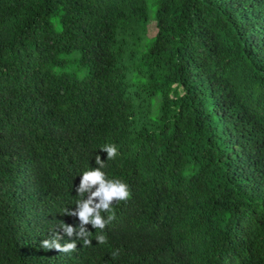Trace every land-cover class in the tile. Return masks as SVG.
Segmentation results:
<instances>
[{
    "label": "trees",
    "instance_id": "1",
    "mask_svg": "<svg viewBox=\"0 0 264 264\" xmlns=\"http://www.w3.org/2000/svg\"><path fill=\"white\" fill-rule=\"evenodd\" d=\"M98 155L130 197L42 248ZM0 264H264V0H0Z\"/></svg>",
    "mask_w": 264,
    "mask_h": 264
},
{
    "label": "clouds",
    "instance_id": "2",
    "mask_svg": "<svg viewBox=\"0 0 264 264\" xmlns=\"http://www.w3.org/2000/svg\"><path fill=\"white\" fill-rule=\"evenodd\" d=\"M102 152L107 153V160L114 159L118 155L115 144H105L101 147ZM97 167L85 169L80 176L79 186L76 188L77 194L81 197L76 202V208L66 211V214L78 217V226L67 223L60 225V230L50 239L41 241L44 249H55L59 253H70L77 250V240L83 241V246H90L89 239L91 232L87 226L90 224L94 229L103 230L115 219V212L112 208L114 202L126 201L130 197L129 186L120 179H108L105 168V160L101 156L95 158ZM102 213H107L105 218ZM65 234L69 242L61 243ZM75 237V239H73ZM96 241L105 243L106 236L97 234ZM113 255H116L115 253Z\"/></svg>",
    "mask_w": 264,
    "mask_h": 264
},
{
    "label": "rangeland",
    "instance_id": "3",
    "mask_svg": "<svg viewBox=\"0 0 264 264\" xmlns=\"http://www.w3.org/2000/svg\"><path fill=\"white\" fill-rule=\"evenodd\" d=\"M155 34V27L153 24L148 25V36H153Z\"/></svg>",
    "mask_w": 264,
    "mask_h": 264
}]
</instances>
